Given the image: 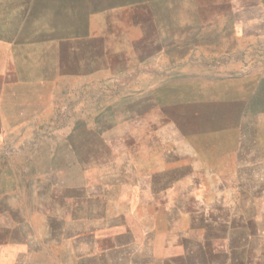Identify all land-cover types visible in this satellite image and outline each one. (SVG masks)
I'll return each mask as SVG.
<instances>
[{
  "label": "rangeland",
  "instance_id": "1",
  "mask_svg": "<svg viewBox=\"0 0 264 264\" xmlns=\"http://www.w3.org/2000/svg\"><path fill=\"white\" fill-rule=\"evenodd\" d=\"M3 28L50 81L0 118V264H155L131 211H154L155 256L223 263L195 241L231 234L264 264V0H0Z\"/></svg>",
  "mask_w": 264,
  "mask_h": 264
},
{
  "label": "crops",
  "instance_id": "2",
  "mask_svg": "<svg viewBox=\"0 0 264 264\" xmlns=\"http://www.w3.org/2000/svg\"><path fill=\"white\" fill-rule=\"evenodd\" d=\"M20 39H21L20 35L18 36L14 35V37H12L9 32H6L4 30V28L2 31H0V114L2 113L0 118H2L3 120L11 119L12 112H14L15 114L21 113L22 110L27 106V104H29L28 99H27L28 88H30V90L34 89V92L32 94L34 95V102H35L34 104H37V96L40 95V93L38 94V88L46 86L50 81L49 77H44V76L38 77V79L28 78L27 66H26V56L25 54H22L23 56H21V53H20L21 45L17 43V41H20ZM12 41H16V43ZM190 200L191 202H193V206H194L193 212L195 214H201L202 213L201 211L204 210V207H208V205L211 204L207 197V191H203L202 189H196L195 192L192 193V198H190ZM213 201H217V202L220 201L218 194H215V199L213 198ZM239 204L242 206L241 202H239ZM177 209L178 211L182 212V215L187 213V212L183 213L184 209L182 210V208L180 209L178 207ZM168 211H167V214L169 215ZM130 215H132L133 217H136L138 221L139 219L141 221L142 220L147 221L146 223H142L141 227L138 228L136 231L142 233L145 236V239L143 240V242H141V246L150 248L152 252L151 256L153 258V261H152L153 263L155 264L156 263L158 264H179L177 262L178 261L177 259L181 257L185 259L188 258L187 255L191 253L192 250L188 251L189 245H187L185 241L180 242L179 244H174V245H170V244L168 245V243H165L164 248L165 247L167 248L168 247L169 248L179 247V252H175V253L173 252V254H171V252L168 251V253L164 252L160 255L157 254V256H155L154 251H153V247H155L154 242L152 239L151 241L149 240L150 233L154 232L155 230L154 229V217H155L154 211H143V212L131 211ZM106 216L108 217V214L106 213V211H104V214L102 215V217H100L101 219L99 222L106 221L105 219ZM232 217L234 218L233 220H230V222H228L229 219L227 221H224L228 225L227 226L228 231H231L230 233H232V231H235V229L242 231L244 235V240H245L243 247L251 249L250 241L252 240L253 237H255L256 234H258V230L255 231L252 228V220L254 219V217L252 215H249L247 211H237V210L232 211ZM235 219L236 220L242 219L241 220L242 224L234 225L233 222ZM170 224L171 223H169V226ZM120 226L125 231H130V230L133 231V229L130 228L129 224L121 223ZM98 229H101L99 230V232H105V231L111 232L112 229L116 230L117 227L113 224L107 225V226L102 224L98 226ZM176 229H178V227H175V230ZM190 230L191 229H188V231ZM178 232L180 233L185 232V229L183 228V230H181L180 228L178 229ZM189 236L191 237V235ZM233 241H234L233 236L230 234V236L227 235L226 237H220L218 235H215V236L211 235L208 240L204 241L203 239H200L199 241H195V243H197L200 248L204 249V248H207L208 246L210 248H213L211 246L212 245L214 246L216 242H222L224 246L223 247L224 250L221 252L219 251V253H221V255H225L226 259L224 260L223 263L220 262L221 264H255L251 260L256 255L252 252H248L249 257H247L248 259H245L246 256L244 257L240 251L241 250L240 247L242 246L239 247V245ZM118 244L120 246V243L113 241L111 245L104 246L103 247L104 250L102 251V253L106 254L107 251H109L110 249L118 248ZM134 244L135 246H138L139 242L137 240L135 241L133 240L130 244L131 247ZM211 251H210V254L212 257L213 256L212 254L215 251H212V252ZM237 256H239L241 261L239 260ZM234 257H237L238 260L233 259ZM261 257L262 256H259V257L257 256L259 260V263L257 264H260V263L262 264ZM220 263L208 261L205 264H220Z\"/></svg>",
  "mask_w": 264,
  "mask_h": 264
}]
</instances>
